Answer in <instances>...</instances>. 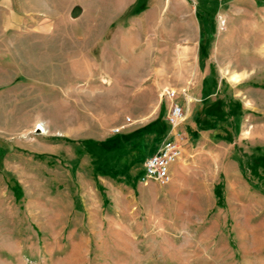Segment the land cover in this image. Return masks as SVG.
I'll use <instances>...</instances> for the list:
<instances>
[{
  "label": "rangeland",
  "instance_id": "1",
  "mask_svg": "<svg viewBox=\"0 0 264 264\" xmlns=\"http://www.w3.org/2000/svg\"><path fill=\"white\" fill-rule=\"evenodd\" d=\"M0 264H264V0H0Z\"/></svg>",
  "mask_w": 264,
  "mask_h": 264
},
{
  "label": "built area",
  "instance_id": "2",
  "mask_svg": "<svg viewBox=\"0 0 264 264\" xmlns=\"http://www.w3.org/2000/svg\"><path fill=\"white\" fill-rule=\"evenodd\" d=\"M179 93L170 88H166L161 93V98L170 101L167 108V121L170 131L158 151L147 158L144 162V172L140 176V182L147 186L150 183H157L161 186H168L172 182L171 169L183 157V144L185 139L176 132L186 121L187 115L184 108L176 103ZM120 133V129L115 134Z\"/></svg>",
  "mask_w": 264,
  "mask_h": 264
},
{
  "label": "bare ground",
  "instance_id": "3",
  "mask_svg": "<svg viewBox=\"0 0 264 264\" xmlns=\"http://www.w3.org/2000/svg\"><path fill=\"white\" fill-rule=\"evenodd\" d=\"M235 80H238L240 77L239 76H234ZM37 131H43V132H46V128L43 126V125H39L37 128H36Z\"/></svg>",
  "mask_w": 264,
  "mask_h": 264
},
{
  "label": "crops",
  "instance_id": "4",
  "mask_svg": "<svg viewBox=\"0 0 264 264\" xmlns=\"http://www.w3.org/2000/svg\"><path fill=\"white\" fill-rule=\"evenodd\" d=\"M172 173V172H171Z\"/></svg>",
  "mask_w": 264,
  "mask_h": 264
}]
</instances>
